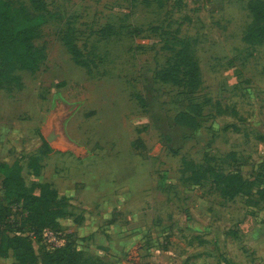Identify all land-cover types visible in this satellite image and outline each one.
<instances>
[{"label":"rangeland","instance_id":"obj_1","mask_svg":"<svg viewBox=\"0 0 264 264\" xmlns=\"http://www.w3.org/2000/svg\"><path fill=\"white\" fill-rule=\"evenodd\" d=\"M41 1L0 0L33 30L39 60L0 84V164L23 165L47 198L32 219L57 220L82 252L51 254L36 235L25 264H264V42L245 39L254 0ZM194 105L200 126L178 125ZM45 138L63 197L29 168ZM112 228L114 260L91 244Z\"/></svg>","mask_w":264,"mask_h":264},{"label":"trees","instance_id":"obj_2","mask_svg":"<svg viewBox=\"0 0 264 264\" xmlns=\"http://www.w3.org/2000/svg\"><path fill=\"white\" fill-rule=\"evenodd\" d=\"M41 6V0H35ZM7 3H0V84L2 80L8 79L11 75L20 69H33L38 64V57L35 54L34 46L32 44L33 30L30 27H19L15 21V15L7 7ZM250 9L254 14V22L248 30L245 39L249 43L264 42V0H254L250 4ZM112 31L107 29L105 34H111ZM201 114L200 107L194 105L191 112H180L175 117V122L178 125L189 127L196 130L199 125V116ZM35 163L37 159L34 158ZM33 167V165L31 164ZM1 187L0 191L4 195V199L8 203H4L0 199V260L8 256L9 249L22 250L18 254L20 264H25L27 261H36L37 253L34 247V236L38 235L43 238L44 230L47 228L61 231L59 222L57 220L52 223L39 225L32 219L33 211L31 205L34 202L47 203L46 196L34 194L25 185L22 176V167L19 162L13 165L7 163L0 164ZM246 179L240 173L235 171L228 176V184L232 188L233 193L242 192L240 185ZM40 188L52 189L54 195L58 192L51 187L50 184H37ZM59 196V195H58ZM60 198V197H59ZM56 203V201H55ZM57 217L63 216L66 212L63 205L58 203L51 207ZM15 210L18 213V219L11 221ZM27 212L26 224L28 234L25 232V223L22 221L23 217L20 212ZM31 216V217H30ZM74 241L71 235H68L67 241L60 247H51V254H62L66 252L74 253L75 248H72ZM76 252H82L78 250ZM63 258V257H61ZM1 264V261H0Z\"/></svg>","mask_w":264,"mask_h":264},{"label":"crops","instance_id":"obj_3","mask_svg":"<svg viewBox=\"0 0 264 264\" xmlns=\"http://www.w3.org/2000/svg\"><path fill=\"white\" fill-rule=\"evenodd\" d=\"M45 144L48 146L49 150L47 148H45ZM63 146H64L63 144L59 145L60 149L63 148ZM55 150H56V145H52V143H50L45 138V140H43L42 144H41L40 154L35 155V157H34L37 159V162L35 163V161H33L31 163L33 165V167L31 166V164H29V168H30V170H32L33 178L36 181V184H50L51 187L58 192L59 196L63 197L61 195L65 194L66 191L62 190L61 186L56 182L54 177L55 176L57 177V173H56L57 167L55 165H52V160H50V156H52L51 153H53ZM15 162H19V161H14L12 164H9V165H13ZM19 164L21 165V167L23 166L20 162H19ZM22 170H23V167H22ZM22 176L24 178L25 185L28 187V184H27V181H26L25 176L23 174V171H22ZM109 215H111V211L108 213V216ZM108 216L100 217V215H97L96 218H98L99 220H105V219H107ZM88 219H89V217H86L83 221L85 222ZM81 228L83 229V227H81ZM94 237L100 240V243H98V244L101 245V249H99V247H98L100 245H95V244H97L96 241L93 243L94 240L93 241L91 240V244L93 245L92 246L93 250L94 251L97 250L98 253L100 255H102L104 258L114 260L115 252H118V250L115 249V232L113 231V228H112L111 232L109 233V235H103L102 232H99L93 236V239H94ZM139 249H140V247H139ZM90 250H92V249H90ZM137 255H139V254H137ZM138 259L141 260V258H138Z\"/></svg>","mask_w":264,"mask_h":264},{"label":"built area","instance_id":"obj_4","mask_svg":"<svg viewBox=\"0 0 264 264\" xmlns=\"http://www.w3.org/2000/svg\"><path fill=\"white\" fill-rule=\"evenodd\" d=\"M18 217H14V215L11 218V221H16ZM2 223H0L1 227ZM49 236L51 240L54 241V243L51 245L52 247H60L64 245L67 241L68 235H64L63 231H57L55 229L47 228L44 230L43 238Z\"/></svg>","mask_w":264,"mask_h":264}]
</instances>
